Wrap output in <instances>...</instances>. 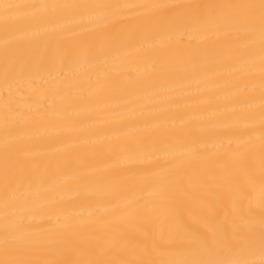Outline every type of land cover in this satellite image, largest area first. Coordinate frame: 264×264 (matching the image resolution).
Segmentation results:
<instances>
[{
  "label": "bare ground",
  "instance_id": "6f19581e",
  "mask_svg": "<svg viewBox=\"0 0 264 264\" xmlns=\"http://www.w3.org/2000/svg\"><path fill=\"white\" fill-rule=\"evenodd\" d=\"M0 264H264V0H0Z\"/></svg>",
  "mask_w": 264,
  "mask_h": 264
}]
</instances>
